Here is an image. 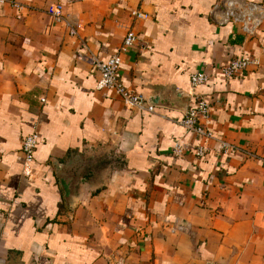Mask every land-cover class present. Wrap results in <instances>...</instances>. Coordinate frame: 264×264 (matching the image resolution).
I'll return each instance as SVG.
<instances>
[{
    "label": "crops",
    "instance_id": "1",
    "mask_svg": "<svg viewBox=\"0 0 264 264\" xmlns=\"http://www.w3.org/2000/svg\"><path fill=\"white\" fill-rule=\"evenodd\" d=\"M14 1L0 9V264H264V24L217 23L220 0ZM130 28L121 82L174 107L132 112L97 90L90 56L107 60ZM245 56L258 65L222 80ZM198 98L213 105L203 143L180 124Z\"/></svg>",
    "mask_w": 264,
    "mask_h": 264
},
{
    "label": "built area",
    "instance_id": "2",
    "mask_svg": "<svg viewBox=\"0 0 264 264\" xmlns=\"http://www.w3.org/2000/svg\"><path fill=\"white\" fill-rule=\"evenodd\" d=\"M11 4L18 7L19 4L14 0H0V9ZM220 14V19L215 21L219 24L232 23L241 28L243 33L253 36L255 32L264 24V5L247 0H220L213 10V15ZM49 15L52 20L58 23L65 22L63 8L61 5L51 7ZM133 16L137 20L146 19L147 16L139 11L133 12ZM69 35L77 36L78 20L72 22L66 21ZM138 35L134 28H130L126 33L122 45L107 60H102L98 56L91 55L89 61L97 73V90H107L117 95L125 104V107L132 112L150 113L156 112V107L149 104L147 99L137 94L132 89H128L120 80V69L123 64V57L128 54L137 44ZM81 50H86L82 46ZM79 51L77 55H82ZM85 54V53H84ZM259 61L253 56H245L239 59H233L229 63L220 68L221 79L225 82L235 77H240L252 67L258 65ZM210 76L206 73H195L191 76V85L198 87L210 82ZM213 118V105L204 98H198L193 108H191L180 124L187 133L194 135L203 141L213 138L211 124ZM39 143V135L37 132L27 136L22 142V153L25 163L30 164L34 159L36 147ZM223 149L235 150L233 146L225 144ZM207 148L200 145L196 150V157L203 158Z\"/></svg>",
    "mask_w": 264,
    "mask_h": 264
},
{
    "label": "water",
    "instance_id": "3",
    "mask_svg": "<svg viewBox=\"0 0 264 264\" xmlns=\"http://www.w3.org/2000/svg\"><path fill=\"white\" fill-rule=\"evenodd\" d=\"M183 95V94H181ZM179 95V96H181ZM182 97V96H181ZM148 103L153 106H162V107H174L172 106L173 103H170L171 101L169 98H163L160 95H154L147 99ZM67 179V180H66ZM66 179H61V185L65 192V200L71 201L73 197L75 196L76 192V179L68 178L66 175Z\"/></svg>",
    "mask_w": 264,
    "mask_h": 264
}]
</instances>
